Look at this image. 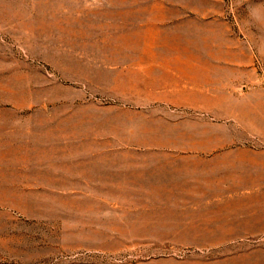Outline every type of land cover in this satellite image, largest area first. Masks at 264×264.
I'll return each instance as SVG.
<instances>
[{
	"label": "rangeland",
	"instance_id": "374dc122",
	"mask_svg": "<svg viewBox=\"0 0 264 264\" xmlns=\"http://www.w3.org/2000/svg\"><path fill=\"white\" fill-rule=\"evenodd\" d=\"M0 264H264V0H0Z\"/></svg>",
	"mask_w": 264,
	"mask_h": 264
}]
</instances>
